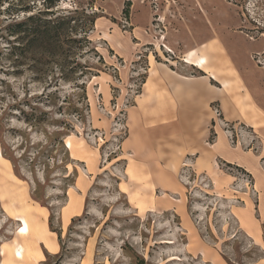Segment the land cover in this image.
Returning <instances> with one entry per match:
<instances>
[{"label":"rangeland","instance_id":"1","mask_svg":"<svg viewBox=\"0 0 264 264\" xmlns=\"http://www.w3.org/2000/svg\"><path fill=\"white\" fill-rule=\"evenodd\" d=\"M41 7L40 1L23 7L18 17ZM76 8L83 13L82 27L88 26L86 14L97 16L88 46L63 45L53 56H37L34 68L14 69L5 59L0 64V242L35 239L18 235L20 219L4 217V209L18 208L14 211L35 213L27 215L36 220L47 212L54 239L45 243H55L59 251L49 254L41 247L45 260L39 264H87L89 257L91 264H198L199 258L186 254L175 217L146 214L156 206L150 175L137 172L121 143L149 65L200 76L180 58L202 55L204 49L209 70L218 76L210 83L220 93L225 90L232 120L224 121V103L221 108L213 102L211 124L203 128L211 132L204 142L199 138L198 148L165 139L156 149L196 238L237 264L264 257V222L257 247L237 228L232 213L247 196L254 197L251 175L217 160L208 146L216 127L231 148L255 158L264 175V0H61L49 10ZM5 46L0 43L1 50ZM68 139L75 143L72 155ZM203 154L209 164L199 160L195 167ZM69 191L81 197L79 204L70 194V205L76 212L82 205V212L65 226L60 210Z\"/></svg>","mask_w":264,"mask_h":264},{"label":"crops","instance_id":"2","mask_svg":"<svg viewBox=\"0 0 264 264\" xmlns=\"http://www.w3.org/2000/svg\"><path fill=\"white\" fill-rule=\"evenodd\" d=\"M199 51H202L201 54L205 57L201 66L196 64L197 57L200 55L196 54L197 52L189 54L190 63H186L183 60L184 57H181L180 61L201 71L203 74L200 76L179 74L165 64L153 62L149 65L141 92L137 96L138 103L129 109L126 116L127 136L121 143L122 152L127 157L132 158L136 170L138 169L141 175L147 173L150 175L149 181L155 190L156 206L154 209L147 210L146 214H168L175 217L181 235L185 237L187 242L185 250L187 255H194L197 259L199 258L198 264H237L226 260L224 256L204 243L199 237L196 238L195 235L198 236V234H194L188 222L183 200L177 196L176 184L164 169V164L160 162L159 152L161 151L156 149L157 143L165 139H168L174 146L185 145L191 149L198 148L201 142L199 138L204 142L207 136L206 131L211 132L208 129H205L204 132L203 128L211 124L208 111L213 102H219L221 108L224 103L226 105V112L222 109L224 121L232 120L233 116H228L229 107L224 94L225 90L220 93L219 90H214L212 88L214 85L210 83L218 76L209 70L206 50L201 49ZM200 112H202V119L199 118ZM188 117L189 119L185 121ZM252 124L256 127V123ZM198 129L200 130L199 133L202 132L200 137L197 132ZM212 131L215 138L213 143L208 145L211 149L209 153L227 165L241 167L252 177L254 188L252 193L256 197L255 200L254 197L250 199L247 196L246 199H243V205L233 207L232 213L237 221V228L253 242V245L261 246L263 239L262 223L264 222V175L260 174L256 159L252 158L248 152H243L236 147L231 148L227 143L225 133L218 131L216 127ZM71 146L75 149L73 140ZM67 148L72 155L71 147L68 145ZM196 154L197 152H194L191 155L195 156ZM199 160L202 165H208L209 155L203 154L202 157L198 158L195 167ZM170 166L173 170L175 169L174 164ZM202 171L207 172L206 169ZM158 193L160 195H157ZM256 193L257 195H255ZM70 194L73 201L81 204V197L69 191L67 204L60 210L61 225L65 226L82 212V205L78 212L75 211L76 208L70 205ZM7 206L9 207L6 204L5 207ZM14 210H12L13 213H9L4 209V217L7 221H15L12 219H19L20 217L25 218V230L18 235L24 237L31 234L35 239L23 244L15 241L11 243L1 241L0 264H39L45 260L41 247L49 254H56L59 251L55 243L52 246H47L45 243L47 237L53 238V233L48 228L47 212L41 216V219L36 213L39 219L37 221L34 217L27 215V213L35 214L33 212L27 211L23 214ZM87 264H91L90 257L87 259ZM249 264H264V257Z\"/></svg>","mask_w":264,"mask_h":264},{"label":"trees","instance_id":"3","mask_svg":"<svg viewBox=\"0 0 264 264\" xmlns=\"http://www.w3.org/2000/svg\"><path fill=\"white\" fill-rule=\"evenodd\" d=\"M37 1H40L41 8L24 19L18 17L19 11L23 7L32 8L37 4ZM60 1L0 0V43L6 45L3 50L0 48V64L5 59L10 61V66L14 69L22 66L34 68L38 62L37 56H40V59L49 55L53 56L54 52L62 49L63 45H67L68 49L72 50L81 48L82 43L86 46L90 44L87 37L93 29L97 18L96 14H86L88 26L82 27L80 16L83 13L79 12L77 8L65 13L49 10ZM79 43H81L80 46H76ZM30 119L26 118V121L30 122ZM3 156L11 160L4 153ZM57 236L59 246H61L60 233H57Z\"/></svg>","mask_w":264,"mask_h":264},{"label":"bare ground","instance_id":"4","mask_svg":"<svg viewBox=\"0 0 264 264\" xmlns=\"http://www.w3.org/2000/svg\"><path fill=\"white\" fill-rule=\"evenodd\" d=\"M118 45V44H117ZM156 50L159 52V54H161L162 55V53H161V50H160V48H159V45H157L156 44ZM189 54H193V52H190V53H188V55L185 57V62H187V63H190L191 62V59L189 58ZM204 59H205V57L203 56V55H198V57H197V63L196 64H198L199 66H201V64L204 62ZM171 63V62H170ZM173 65V64H172ZM224 83H223V88H224ZM65 144H66V147L69 145L70 147H71V149H73V147L71 146V141L68 139V140H66V142H65ZM237 148V147H236ZM68 149V148H67ZM64 217V216H63ZM20 220H21V223L22 224H19L18 225V227H17V233H20V232H24V230H25V226H26V219L25 218H23V217H20L19 218Z\"/></svg>","mask_w":264,"mask_h":264}]
</instances>
